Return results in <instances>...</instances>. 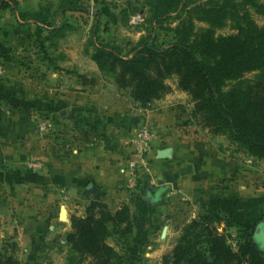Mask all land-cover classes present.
<instances>
[{"label": "crops", "instance_id": "obj_1", "mask_svg": "<svg viewBox=\"0 0 264 264\" xmlns=\"http://www.w3.org/2000/svg\"><path fill=\"white\" fill-rule=\"evenodd\" d=\"M15 5L19 7L18 0L11 3ZM18 21V15L0 18L2 54L24 33ZM63 50V61L48 74L39 72L37 83L0 74V236L8 234L18 247L35 254L38 240L47 243L50 236L70 231V217L84 216L90 201L112 211L127 205L133 225L129 259L150 263L171 254L188 215L185 209H222L225 215L236 210L254 218L263 210L261 193L251 196L240 187L239 198L233 195L235 161L200 134L190 120L184 91L172 86L141 107L99 70L83 47ZM10 88L17 97L21 89L35 100L27 121L25 112L4 99ZM38 115L50 117L55 130L39 133ZM80 123L85 128L77 133ZM145 123L156 138L138 164V187L131 190L130 140ZM28 160L42 167L28 168ZM149 191L155 194L154 203L145 199Z\"/></svg>", "mask_w": 264, "mask_h": 264}, {"label": "trees", "instance_id": "obj_2", "mask_svg": "<svg viewBox=\"0 0 264 264\" xmlns=\"http://www.w3.org/2000/svg\"><path fill=\"white\" fill-rule=\"evenodd\" d=\"M149 1L156 2L161 15L179 6V11L184 13L173 31V41L166 48L141 40L124 57L119 47L94 42L90 58L141 107H148L168 93L171 88L166 80L176 74L178 88L195 102L193 112L201 116L203 126L213 133L229 131L249 153L264 158V25H258L252 17L253 13L264 17V2ZM11 2L0 0V8L11 6ZM86 8L87 0H59L58 10L62 13L85 11ZM18 16L22 20L20 23L29 21L43 30L45 27L46 37L51 40L63 37L64 29L69 26L65 23L54 26V11L50 6L34 12H19ZM195 21L206 26L197 30ZM227 24L234 32L216 35V30ZM247 72H256L253 80L228 86V82ZM16 91L10 88L4 92V99L25 112L27 121L36 102L23 95L21 89L17 97ZM218 216L217 213L207 219L200 215L184 225L171 254L162 257L163 264H264V250L254 239V230L260 221L236 210L225 215L226 227L235 228L238 233L233 247L216 226L221 221ZM70 222L71 230L64 233L63 240L80 258L92 257L96 264H124L107 239L116 231L126 240L127 234L133 231L127 205L112 211L106 204L92 200L84 216L72 215ZM195 235L198 236L196 241ZM74 259L71 257L70 263ZM0 264L20 262L7 253Z\"/></svg>", "mask_w": 264, "mask_h": 264}, {"label": "rangeland", "instance_id": "obj_3", "mask_svg": "<svg viewBox=\"0 0 264 264\" xmlns=\"http://www.w3.org/2000/svg\"><path fill=\"white\" fill-rule=\"evenodd\" d=\"M186 1L190 4H197L206 2L207 0ZM260 1L264 2V0ZM18 2L20 3L19 7L15 5L0 8V18L7 16L10 19H16L19 12H34L43 7L50 6L51 11H54V26H59L62 23L69 25L64 29L63 37L51 40L46 37L48 33L45 27L43 30V28L36 27L33 22H16L20 27L24 28V33L20 37L11 40L12 44L10 47L12 48L7 49L6 53L2 54L0 52V74H9L13 77L19 76L29 81L31 79L30 82L36 83L39 72L43 71V73L48 74L56 64L63 61L65 58L63 49L65 48L75 50L83 47L87 53H92L94 42L101 45L111 44L119 47L121 50L120 54L124 57L141 40L152 42L159 48H166L173 41V31L180 17L184 16V13L179 11L180 6L170 13L161 15L158 13L156 2L152 3L153 1L150 2L149 0H87L85 11L65 13L58 10L59 0H18ZM11 3L14 4V0ZM137 14L141 16L142 20L138 23H132V17ZM252 17L258 25H264V17L256 13H253ZM19 20L22 21L21 19ZM205 26L204 23L195 21V28L197 30ZM232 32H234L233 29L227 24L217 29L216 35H227ZM36 33L39 35L38 37H36ZM255 75L256 72H247L239 79L228 82V86L251 81ZM177 80V75L173 74L167 78L166 82L170 88L172 86L178 88ZM185 93L189 96L188 99L191 107L190 120L200 129V134L205 138L210 137L219 151L223 153L227 151L228 156L232 157L235 161V174L232 180L233 183L231 184L232 193L235 198H239L238 196H240V187L248 191L251 196L257 193L264 195V158L249 153L247 147L242 142L236 140L229 131L213 133L209 128L203 126L201 116L193 112L195 102L187 92ZM84 128L83 124L80 123L75 130L78 133ZM68 138V134L64 136L65 140ZM219 194H222V192L219 191ZM260 209L263 210L256 218L260 222H264V206ZM185 210L188 215L180 225L181 228L178 236L175 238V243L184 225L190 220L200 215H203L207 219H212L217 213L221 219L216 224L218 230L227 236V240L231 245L232 242H235L238 236L237 230L226 227L225 214L222 209L191 208ZM261 225L259 232L254 233V239L264 250V225ZM116 233L114 231L112 236L107 239V242L122 257L124 264H163V256L150 263L131 262L129 255L132 251L128 241H130L133 231L127 234L126 240L122 238L118 239ZM63 235L64 233L58 234L55 238H53L54 235L50 236L47 243H44V240L41 242L38 240L37 246H35V254H30L28 250H25L24 245L18 247L12 239L13 237L4 234L0 236V259L5 254L11 253L20 264H69L71 257L75 259L70 264H96L95 259L92 257L80 258L76 252L72 251L69 245L65 244ZM156 236L158 234H155ZM52 238L54 243L49 245ZM197 238L198 236L195 235L194 240L196 241ZM196 251H198L197 247Z\"/></svg>", "mask_w": 264, "mask_h": 264}, {"label": "built area", "instance_id": "obj_4", "mask_svg": "<svg viewBox=\"0 0 264 264\" xmlns=\"http://www.w3.org/2000/svg\"><path fill=\"white\" fill-rule=\"evenodd\" d=\"M141 16L139 14L132 17V23L140 22ZM35 129L41 134H49L55 130V123L50 117L37 116L35 118ZM156 138V131L149 124H142L134 133L130 140V148L132 152V158L127 163L128 180L127 187L131 190L138 187V164L144 160V157L148 150L151 148L152 142ZM26 166L31 169L41 168L42 164L39 161L28 160ZM232 246H235V242H232Z\"/></svg>", "mask_w": 264, "mask_h": 264}, {"label": "water", "instance_id": "obj_5", "mask_svg": "<svg viewBox=\"0 0 264 264\" xmlns=\"http://www.w3.org/2000/svg\"><path fill=\"white\" fill-rule=\"evenodd\" d=\"M154 197H155V194L153 193V192H151V191H149L146 195H145V199L147 200V201H149V202H151V203H154L155 201H154ZM64 214H65V210L64 209H62L61 210V212H60V216H64ZM261 224H263L264 225V222H260V224L258 223L257 225H256V227H255V230H254V233H258L259 232V230H260V228H261ZM261 225V226H260ZM261 247V246H260ZM262 248V247H261ZM263 249V248H262Z\"/></svg>", "mask_w": 264, "mask_h": 264}]
</instances>
